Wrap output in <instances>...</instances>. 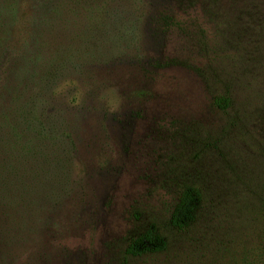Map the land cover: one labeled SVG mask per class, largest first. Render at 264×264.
<instances>
[{"label":"rangeland","instance_id":"1","mask_svg":"<svg viewBox=\"0 0 264 264\" xmlns=\"http://www.w3.org/2000/svg\"><path fill=\"white\" fill-rule=\"evenodd\" d=\"M39 3L22 0L0 93L38 36ZM138 9L122 31L97 18L91 55L107 40L113 61L53 90L50 106L67 105L74 120L51 128L30 203L0 220V264H264V0H139ZM65 14L84 26L83 10ZM191 188L196 220L179 230L172 213ZM150 228L165 250L128 255Z\"/></svg>","mask_w":264,"mask_h":264},{"label":"trees","instance_id":"2","mask_svg":"<svg viewBox=\"0 0 264 264\" xmlns=\"http://www.w3.org/2000/svg\"><path fill=\"white\" fill-rule=\"evenodd\" d=\"M37 1L42 11L36 19L38 36L30 48H25L12 61L0 93V220L8 216L5 211L10 208L30 203L34 183L32 172H44V146L51 137V128L56 131L57 127L68 124V118L74 120L66 112L67 105L62 108L50 106L55 87L61 79L70 78L69 75L77 72L94 74L113 61L109 57L112 52L107 50V40L100 43V47L93 45L96 55H91L89 43L100 40L94 33L97 31L93 28L95 20L103 17L101 26H104L106 18L113 19L122 24V28L120 25L115 27L122 31L128 23L126 13L139 10V0ZM127 6L134 7L121 15ZM21 8L22 0H0V69L5 63ZM77 10H83L84 26H74L66 17ZM64 14L66 18H61ZM49 39L51 43L47 45ZM64 39L67 41L62 44ZM122 40V36L114 34L116 48H121ZM215 103L226 108L230 101L220 97ZM198 201L199 193L192 188L187 190L172 213L171 225L184 230L193 224ZM20 216L24 219L25 213ZM166 245L164 236L150 228L130 243L126 253L134 256L156 253L165 250Z\"/></svg>","mask_w":264,"mask_h":264},{"label":"clouds","instance_id":"3","mask_svg":"<svg viewBox=\"0 0 264 264\" xmlns=\"http://www.w3.org/2000/svg\"><path fill=\"white\" fill-rule=\"evenodd\" d=\"M72 84H74V82H72V81H65V82L61 83L60 85H58L57 88L55 89V91L57 93H59V92L63 91L66 87H68V86H70Z\"/></svg>","mask_w":264,"mask_h":264}]
</instances>
